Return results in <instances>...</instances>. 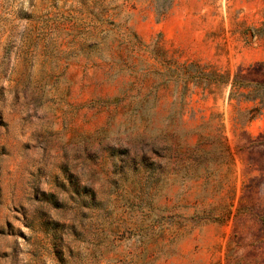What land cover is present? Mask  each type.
<instances>
[{"label":"rangeland","instance_id":"obj_1","mask_svg":"<svg viewBox=\"0 0 264 264\" xmlns=\"http://www.w3.org/2000/svg\"><path fill=\"white\" fill-rule=\"evenodd\" d=\"M0 264H264V0H0Z\"/></svg>","mask_w":264,"mask_h":264}]
</instances>
